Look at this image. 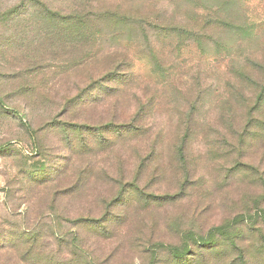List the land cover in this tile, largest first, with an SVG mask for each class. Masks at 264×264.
Returning <instances> with one entry per match:
<instances>
[{
	"label": "rangeland",
	"instance_id": "374dc122",
	"mask_svg": "<svg viewBox=\"0 0 264 264\" xmlns=\"http://www.w3.org/2000/svg\"><path fill=\"white\" fill-rule=\"evenodd\" d=\"M0 264H264V0H0Z\"/></svg>",
	"mask_w": 264,
	"mask_h": 264
},
{
	"label": "trees",
	"instance_id": "16d2710c",
	"mask_svg": "<svg viewBox=\"0 0 264 264\" xmlns=\"http://www.w3.org/2000/svg\"><path fill=\"white\" fill-rule=\"evenodd\" d=\"M202 241H205L204 239H202V240H199V242H202Z\"/></svg>",
	"mask_w": 264,
	"mask_h": 264
}]
</instances>
